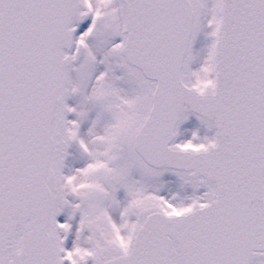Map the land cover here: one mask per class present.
I'll use <instances>...</instances> for the list:
<instances>
[{
  "label": "snow or ice",
  "instance_id": "obj_1",
  "mask_svg": "<svg viewBox=\"0 0 264 264\" xmlns=\"http://www.w3.org/2000/svg\"><path fill=\"white\" fill-rule=\"evenodd\" d=\"M0 264H264V0H0Z\"/></svg>",
  "mask_w": 264,
  "mask_h": 264
}]
</instances>
